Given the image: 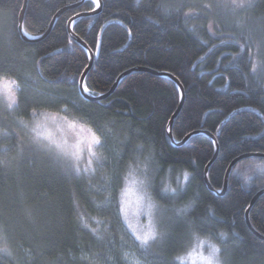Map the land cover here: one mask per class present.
<instances>
[{
	"label": "trees",
	"instance_id": "obj_1",
	"mask_svg": "<svg viewBox=\"0 0 264 264\" xmlns=\"http://www.w3.org/2000/svg\"><path fill=\"white\" fill-rule=\"evenodd\" d=\"M0 0V77L16 78V105L0 98V264H130L136 247L155 264L180 260L194 235H210L222 264H264V239L246 210L264 187L230 172L234 158L264 153V0ZM50 32H46L54 21ZM167 70L174 79L133 68ZM117 88L108 94L123 73ZM31 76V80H26ZM75 116L101 136L93 170L72 169L26 133L16 116L38 109ZM215 134L216 141L211 134ZM218 147V148H217ZM209 169L206 166L217 153ZM64 159V158H63ZM132 167L160 208L159 236L140 245L120 209ZM251 208L264 234V194Z\"/></svg>",
	"mask_w": 264,
	"mask_h": 264
},
{
	"label": "rangeland",
	"instance_id": "obj_2",
	"mask_svg": "<svg viewBox=\"0 0 264 264\" xmlns=\"http://www.w3.org/2000/svg\"><path fill=\"white\" fill-rule=\"evenodd\" d=\"M243 1L245 0H233L232 2L242 3ZM31 79V76H26V80ZM18 82L16 78L0 77V98L7 103L9 108H14L16 105ZM15 119L19 122L21 129L36 141L43 142L42 147L50 155L63 161L66 160L72 169L93 170L95 163L101 159V136L93 126L78 120L75 116L40 108L31 117L16 116ZM93 137H99V144L94 141ZM263 171L264 161H258L254 157L240 164L236 173L250 184ZM121 189L119 199L123 219L136 239L151 233L148 242L150 244L159 236V217L165 209L160 208V204L151 193L148 181L139 167H132L127 172ZM137 241L143 245L140 240L137 239ZM179 257L187 264H222L223 261L221 248L216 239L210 235H194L189 246ZM127 260L130 264H155L146 252L136 247H131L127 251Z\"/></svg>",
	"mask_w": 264,
	"mask_h": 264
},
{
	"label": "water",
	"instance_id": "obj_3",
	"mask_svg": "<svg viewBox=\"0 0 264 264\" xmlns=\"http://www.w3.org/2000/svg\"><path fill=\"white\" fill-rule=\"evenodd\" d=\"M83 1H86V0H83ZM83 1H82V2H83ZM27 3H28V0H25L24 6H23V8H22L21 15H20V19H19V22H20V26H19V27H20V31H22V33H26V32L24 31V22H23V20H24V16H25V12H26L25 10H26V7H27ZM100 4H101V6H102V0H100ZM100 10H101V7H100V8H97V9H95V10H93V11L80 12V13L76 14L74 17H72V18L70 19L69 27H70L71 33L73 34V36H74L77 40L81 41L84 45H86L85 42L82 41V40H80V39L76 36V34L74 33V30L72 29V28H73V24H74V22L77 20L78 17L86 16L87 14H95V13H98V11H100ZM57 17H58V15L55 17L54 21L52 22L51 26L49 27V29H48L46 32H50V30L54 27L55 22L57 21V20H56ZM26 34H27V33H26ZM24 36H25L26 38H28V39H31V38H32V37H30L28 34H27V35H24ZM86 47H87L88 51H90L91 59H90L89 66L83 71V74L81 75V77H80V79H79V84H80V85H79V88H80V93L83 94V96H84L86 99L91 100V99H96V98H98V97H100V96H95V95H93V94H90L89 92H82V91H81V81L83 80L84 82H86V77H87V75H88L90 69L92 68V66H93V64H94V61H93V60H94V58H95V52L92 51L90 48H88L87 45H86ZM133 70H141V71L146 70V71H149V72H151V73H153V74L155 73V74H158V75H161V76H165V75H166V76L170 77L171 79H174L175 81H177V83H178V85H179V87H180V90H182L183 98L181 99L182 102L180 103L179 107H178L177 110H176L177 112L172 116V118H171L170 121H169V122H170V125H169V127H168V133L170 134V137L172 138V140L174 141V143H177L178 145H179V144H183V143H185L186 141H188L189 138H190L193 134H195V133H197V132L189 133V135H187L186 137H184L179 143H178L177 141H175V139H174V133H172V127H173V124H174V120H175L177 114L180 112V110H181V108H182V106H183V104H184V102H185V100H184V98H185V96H184V95H185V89H184L183 84L181 83L180 79H178L177 77H175L173 74H171V73L168 72L167 70H165V71H160V70H158V69H151V68L146 67V66L139 67V68H133L132 71H130V72H133ZM128 73H129V71H126L125 73L122 74V76H120V78L116 81L117 83L112 87V89L108 92V94H112V92H113V91L117 88V86L120 84V81L122 80V78H123L126 74H128ZM170 130H171V131H170ZM211 135L214 137V139H215V141H216L215 134L212 133ZM216 143H217V141H216ZM217 146H218V143H217ZM217 148H218V147H217ZM216 152H217V153H216L215 156L212 158V160H211L210 162H208L209 164L206 166V169H205V177H206V181H207V184L210 186L211 189H213L214 187H213L212 184L210 183L208 172H209L210 167L212 166V162H213V160H214V159L217 157V155H218V150H217ZM254 155H255V156H261V157H264V153L254 151V152H250V153H244L243 155H240V156H238V157H236V158L233 159L231 165L229 166V168H228L227 171H226V177H225V182H224L225 187H224L223 192L228 188V179H229V176H230V174H231L230 172L234 169V167H235L240 161L244 160V158L254 157ZM263 194H264V187H263V188H260V189H258V190L256 191L255 196L253 197V199H252L251 202H250V206H249V207L247 208V210H246V222H247L248 226H250L251 230L254 232V234H255L256 236H260L262 239H264V234H262L259 230H257V229L255 228V226L252 224V222H251V218H250V215H249V212H250L251 208L255 205L254 203L256 202V200H257L261 195H263Z\"/></svg>",
	"mask_w": 264,
	"mask_h": 264
},
{
	"label": "snow or ice",
	"instance_id": "obj_4",
	"mask_svg": "<svg viewBox=\"0 0 264 264\" xmlns=\"http://www.w3.org/2000/svg\"><path fill=\"white\" fill-rule=\"evenodd\" d=\"M92 4H94L96 6V8H100L101 4H100V0H91ZM24 35H27L26 33H24ZM84 47H86V45H83ZM81 91L82 92H89V89L87 88L86 83L82 80L81 81ZM171 131V130H170ZM94 141L99 144V137H93ZM91 151V149H89ZM150 235H152L151 233L143 235V236H139L137 237L138 240L141 241L142 244L147 245L149 242V237ZM154 239V236L152 237Z\"/></svg>",
	"mask_w": 264,
	"mask_h": 264
}]
</instances>
